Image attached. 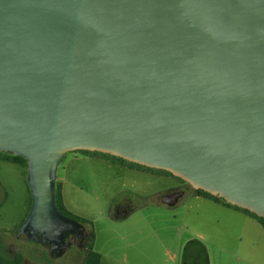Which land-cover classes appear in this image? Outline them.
Instances as JSON below:
<instances>
[{
  "label": "water",
  "instance_id": "95a60500",
  "mask_svg": "<svg viewBox=\"0 0 264 264\" xmlns=\"http://www.w3.org/2000/svg\"><path fill=\"white\" fill-rule=\"evenodd\" d=\"M75 150L264 218V0H0V152L26 160L31 195L17 235L86 237L54 200Z\"/></svg>",
  "mask_w": 264,
  "mask_h": 264
},
{
  "label": "rangeland",
  "instance_id": "374dc122",
  "mask_svg": "<svg viewBox=\"0 0 264 264\" xmlns=\"http://www.w3.org/2000/svg\"><path fill=\"white\" fill-rule=\"evenodd\" d=\"M148 171L100 153L84 155L76 150L66 152L57 167L55 180L62 182L65 206L91 222L83 228L97 236L94 249L102 254V264H119L121 250L149 243L151 261L146 264L177 263L185 240L201 232L212 234L204 237L210 264H264V230L255 218L209 202L208 224H203L197 212L203 213L201 205L207 200L196 198L192 187L184 184V194L175 205L159 204L161 195L181 185L173 176ZM123 203L142 210L118 218L115 207ZM30 207L26 168L0 157V252H20L24 264H81L84 251L76 246L50 257L41 243L17 235ZM173 230V246L164 247L165 235L171 236ZM251 245L255 256H251Z\"/></svg>",
  "mask_w": 264,
  "mask_h": 264
},
{
  "label": "trees",
  "instance_id": "16d2710c",
  "mask_svg": "<svg viewBox=\"0 0 264 264\" xmlns=\"http://www.w3.org/2000/svg\"><path fill=\"white\" fill-rule=\"evenodd\" d=\"M76 151L84 155L100 153L102 155L112 158L113 160L117 161L120 164H128L129 167H133V168L137 167L139 169L141 168L145 170L159 171L164 174L172 175L168 171L142 166L137 163L129 162L123 158L116 157L110 154L101 153L97 151H88V150H76ZM0 157H3L7 161L20 164L26 168V160L19 155H13L10 153L0 152ZM62 188H63L62 182H58L55 180L54 200H55V206L57 210L64 216L74 219L75 221L80 223L83 227L85 225L88 226L89 224H91V222L87 218L73 213L65 206ZM193 192L196 195L203 196L205 198L213 200L224 206L236 209L238 211L245 213L246 215H249L255 218L262 225L263 230H264V218L263 217H259L255 213L247 209L238 207L236 205H232L226 202L224 199L211 195L210 193L204 190L193 189ZM86 233H87V237H86V242H85V250L83 253V261L81 264H99L100 257H101L100 253L94 250L93 248L95 234L92 229L86 231ZM0 264H24L23 255L20 252L8 253L7 249H6V252L4 253V251L2 250V252H0ZM181 264H208V255H207L206 247L199 238L192 237L185 241L183 248H182Z\"/></svg>",
  "mask_w": 264,
  "mask_h": 264
},
{
  "label": "crops",
  "instance_id": "0c3cea01",
  "mask_svg": "<svg viewBox=\"0 0 264 264\" xmlns=\"http://www.w3.org/2000/svg\"><path fill=\"white\" fill-rule=\"evenodd\" d=\"M132 168V167H130ZM135 170H139L141 172H151V171H148V170H145V169H139V168H135ZM159 175L162 176V173H157ZM195 195L196 198H200V199H204V200H207L203 206V204L201 205V209L203 210V213L200 212H197V216L199 217V221L203 224H208V213L210 212L211 208L210 207V204L209 202H212V203H217L213 200H210L208 198H205L203 196H200V195H196V194H193ZM178 199L173 203V204H167L169 206H173L177 203ZM159 204H166V203H163V202H159ZM217 204H220V203H217ZM227 207V206H225ZM230 208V207H229ZM139 210H142L141 208H135L133 207L132 205H129L128 209L126 211H124L123 214H119L118 215V218H125V217H128L132 214H134L135 212H138ZM236 212H241V211H238L236 209H234ZM242 214H245L242 212ZM246 215V214H245ZM117 218V217H115ZM117 218V219H118ZM174 232V230H173ZM175 233V234H174ZM171 236L169 235L168 233V236L165 235V244L164 247H170V246H173V243H174V237L176 238V231L174 232ZM210 235L212 234H203V232L201 233H197L195 234V236H197V238H199L205 245L206 247V250H207V246L204 242V237H209ZM189 238H192V237H189ZM189 238H187L186 240H188ZM96 239H97V236L95 235V239H94V244H93V248H94V245L96 243ZM121 239H123V236H121ZM185 240V241H186ZM96 250V249H94ZM151 250H152V245L149 243L148 245H131L130 248H128L126 251L125 250H121L120 253V258H121V261L119 262V264H146V260L148 261L147 263H150L151 261ZM97 252H99L98 250H96ZM148 251L149 255L146 256L145 252ZM250 252H251V256H255V250H254V247L253 245L250 246ZM100 253V252H99ZM207 255H208V264H210V256H209V253H208V250H207ZM100 262L99 264H102V261H103V256L102 254L100 253ZM118 261H113L112 264H117ZM173 264H181V260L178 261L177 263H173ZM255 264H258L257 262H255ZM260 264V263H259ZM263 264V263H262Z\"/></svg>",
  "mask_w": 264,
  "mask_h": 264
},
{
  "label": "flooded vegetation",
  "instance_id": "af4514ba",
  "mask_svg": "<svg viewBox=\"0 0 264 264\" xmlns=\"http://www.w3.org/2000/svg\"><path fill=\"white\" fill-rule=\"evenodd\" d=\"M166 175H168V174H166ZM170 176H173V175H170ZM173 177L178 179V181H179L178 185H181V186L170 188L166 193L179 192L180 194L177 197V199H178L180 196H182L184 194V191H185L184 188L182 187V185L188 184V183H186L185 181H183L182 179H180L176 176H173ZM128 207H129L128 203H123V204L117 205L115 207V211L117 214H120L123 211H126L128 209ZM23 235H25L28 238L27 234H23ZM86 237H87V235H86ZM86 237L83 240L79 241L76 236H73L72 234H67V235H65V237H63V242L61 245L50 244L45 240H36L34 242L35 243H41L44 246V248H46V251L50 257H59L60 255H62L67 250L68 247H71V246H76V247H78L84 251L85 250Z\"/></svg>",
  "mask_w": 264,
  "mask_h": 264
}]
</instances>
